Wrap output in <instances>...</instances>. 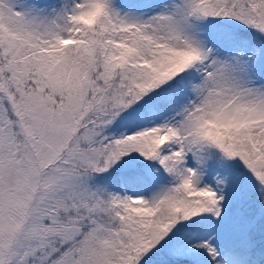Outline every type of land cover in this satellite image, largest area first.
<instances>
[{"label":"snow or ice","instance_id":"obj_1","mask_svg":"<svg viewBox=\"0 0 264 264\" xmlns=\"http://www.w3.org/2000/svg\"><path fill=\"white\" fill-rule=\"evenodd\" d=\"M0 264H264V0H0Z\"/></svg>","mask_w":264,"mask_h":264}]
</instances>
